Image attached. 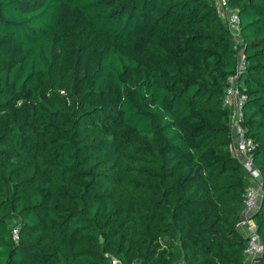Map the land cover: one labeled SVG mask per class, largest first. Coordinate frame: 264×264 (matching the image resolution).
I'll return each instance as SVG.
<instances>
[{"label": "trees", "instance_id": "16d2710c", "mask_svg": "<svg viewBox=\"0 0 264 264\" xmlns=\"http://www.w3.org/2000/svg\"><path fill=\"white\" fill-rule=\"evenodd\" d=\"M228 2L264 261V0ZM237 51L211 0H0V264H247Z\"/></svg>", "mask_w": 264, "mask_h": 264}, {"label": "built area", "instance_id": "2783aa9c", "mask_svg": "<svg viewBox=\"0 0 264 264\" xmlns=\"http://www.w3.org/2000/svg\"><path fill=\"white\" fill-rule=\"evenodd\" d=\"M211 2L217 17L223 22L234 41V49L238 50L236 68L227 80L223 95V105L229 110L230 150L241 164L248 183L243 195L241 220L238 229L247 240L244 250L246 263L264 264V261H259V258L262 257V244L252 222V216L258 210L262 198V179L252 162L255 144L252 140L246 138L245 130L241 125L243 121L242 109L246 102V95L242 94L240 90L241 79L245 72L244 56L241 49L240 18L236 9L229 5L228 0H211ZM11 236L15 242L18 241V228L14 227L12 229ZM111 264H117V261L112 259Z\"/></svg>", "mask_w": 264, "mask_h": 264}]
</instances>
